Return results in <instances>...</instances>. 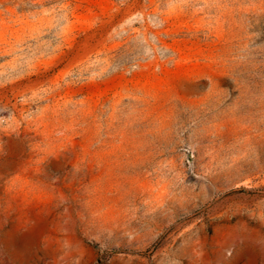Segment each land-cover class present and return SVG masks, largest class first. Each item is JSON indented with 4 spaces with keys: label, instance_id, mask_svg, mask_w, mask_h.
Instances as JSON below:
<instances>
[{
    "label": "rangeland",
    "instance_id": "374dc122",
    "mask_svg": "<svg viewBox=\"0 0 264 264\" xmlns=\"http://www.w3.org/2000/svg\"><path fill=\"white\" fill-rule=\"evenodd\" d=\"M246 235L264 0H0V264H264Z\"/></svg>",
    "mask_w": 264,
    "mask_h": 264
},
{
    "label": "bare ground",
    "instance_id": "6f19581e",
    "mask_svg": "<svg viewBox=\"0 0 264 264\" xmlns=\"http://www.w3.org/2000/svg\"><path fill=\"white\" fill-rule=\"evenodd\" d=\"M10 164L6 165V168ZM45 225L42 223L35 224L31 229L26 232L18 233L16 229H8L4 231L1 235L2 241H5L13 246L19 248L21 254H28L33 252L38 244L39 236L45 231ZM248 244V247H243L239 249L237 255L245 256L250 262H256L258 255H264V244L261 243L260 239L255 235H246L244 237Z\"/></svg>",
    "mask_w": 264,
    "mask_h": 264
}]
</instances>
